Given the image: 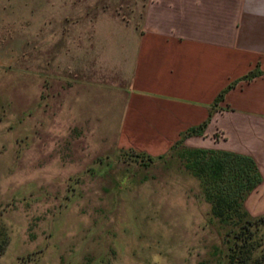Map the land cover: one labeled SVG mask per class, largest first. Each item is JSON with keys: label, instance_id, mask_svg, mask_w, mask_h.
<instances>
[{"label": "rangeland", "instance_id": "obj_1", "mask_svg": "<svg viewBox=\"0 0 264 264\" xmlns=\"http://www.w3.org/2000/svg\"><path fill=\"white\" fill-rule=\"evenodd\" d=\"M29 2L37 11L13 16L12 32L0 33V221L9 235L1 264H227L198 181L174 152L161 159L129 144L135 138L117 128L124 110L108 82L78 81L83 59L106 68L114 49L102 40L76 53L67 43L62 65H40L39 27L58 24L72 2ZM88 4L92 14L121 9L128 17L133 8V0ZM245 205L264 214V185Z\"/></svg>", "mask_w": 264, "mask_h": 264}, {"label": "crops", "instance_id": "obj_2", "mask_svg": "<svg viewBox=\"0 0 264 264\" xmlns=\"http://www.w3.org/2000/svg\"><path fill=\"white\" fill-rule=\"evenodd\" d=\"M69 1L58 24L50 20L38 29L40 65L46 60L62 65L67 43L78 53L104 40L114 49L103 65L108 67L96 69V59L89 64L83 59L77 79L109 83L114 104L124 110L117 128L135 138L129 144L161 156L206 122L201 135H190L183 144L252 156L263 176L258 188L264 185V0H133L128 17L121 9L92 14L89 0L84 8L80 0ZM44 10L41 15H47ZM33 11L37 7L29 0H0V33L12 32L13 16ZM24 54L28 59L27 50ZM251 73L256 75L246 79ZM220 94L223 100L215 103Z\"/></svg>", "mask_w": 264, "mask_h": 264}, {"label": "trees", "instance_id": "obj_3", "mask_svg": "<svg viewBox=\"0 0 264 264\" xmlns=\"http://www.w3.org/2000/svg\"><path fill=\"white\" fill-rule=\"evenodd\" d=\"M255 75L251 73L245 78ZM221 100L223 94L215 103ZM205 126L206 122L185 132L170 152L175 153L186 172L198 181L200 193L209 204V217L227 245V264H264V214L253 216L245 205L247 198L263 182L261 171L250 155L183 144L184 138L201 135ZM134 155L145 165L153 161L142 153ZM8 243L9 235L0 221V258Z\"/></svg>", "mask_w": 264, "mask_h": 264}]
</instances>
